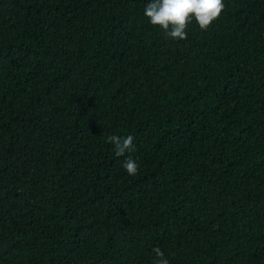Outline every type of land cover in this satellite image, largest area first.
Returning <instances> with one entry per match:
<instances>
[{
  "label": "trees",
  "instance_id": "16d2710c",
  "mask_svg": "<svg viewBox=\"0 0 264 264\" xmlns=\"http://www.w3.org/2000/svg\"><path fill=\"white\" fill-rule=\"evenodd\" d=\"M150 2L0 0V264H264V0Z\"/></svg>",
  "mask_w": 264,
  "mask_h": 264
},
{
  "label": "clouds",
  "instance_id": "9594fccd",
  "mask_svg": "<svg viewBox=\"0 0 264 264\" xmlns=\"http://www.w3.org/2000/svg\"><path fill=\"white\" fill-rule=\"evenodd\" d=\"M224 0H151L144 9V15L151 25L157 26L174 40H186L187 28L193 22L207 31L225 11ZM107 142L115 146L118 157H126L123 167L129 175L138 173L139 165L127 153L135 151L134 137L128 135L108 136ZM153 264H168L167 257L159 247L153 248Z\"/></svg>",
  "mask_w": 264,
  "mask_h": 264
}]
</instances>
